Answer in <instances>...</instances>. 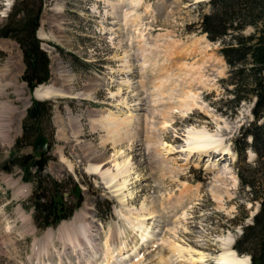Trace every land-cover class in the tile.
<instances>
[{
	"label": "rangeland",
	"instance_id": "1",
	"mask_svg": "<svg viewBox=\"0 0 264 264\" xmlns=\"http://www.w3.org/2000/svg\"><path fill=\"white\" fill-rule=\"evenodd\" d=\"M15 2L0 0V26ZM124 10H136L142 24L137 32L129 24L123 26ZM209 12V0H143L137 8L125 4L115 13L105 0H44L38 31L42 30L45 37H39V32L37 36L50 61V80L46 86L62 92L49 100H36L32 96L21 82L24 65L18 46L11 40L0 39V166L22 135V121L32 101L49 102L54 131L52 135L47 131L44 137L50 142L52 161L44 173L56 179L71 175L84 197L70 220L57 228L40 231L34 225L28 202L34 185L23 182L18 169L10 174L0 171V264H86L87 261L105 264L106 241L112 245V255L117 261L114 264H124L119 261L127 255V264H162L159 259H168L170 255L161 241L201 253L204 264H215L221 253V240L228 235L233 237V242L239 238L259 210L258 201L238 177L239 174L248 176L246 166L231 164L227 157L218 162L220 157L217 158L216 152L210 153L211 163L202 158L196 164L194 157L186 163L184 155L179 153L184 146L183 133L194 128L218 136L233 154L243 128L252 121L250 112L254 100L243 102L236 109L224 106L233 98L222 83L229 71L219 53L221 44L209 42L199 30L200 16ZM139 33L153 51L152 59L158 61L154 68L153 63L149 64L143 75L138 65ZM251 34V28L243 32L244 36ZM153 45L161 53L168 50L167 54H171H166L164 60L155 53ZM124 52L128 53L131 63L128 73H123L121 68ZM184 64L202 65L203 80L207 84L184 75ZM161 72L173 74L177 85L171 100L164 95L159 103L153 104L151 87ZM125 77L131 82L129 89L122 87ZM186 90L196 94V105L182 114L177 105ZM125 104L134 114L131 126L135 137L131 139L127 134L128 139L124 137L118 143L103 142L105 133L94 127V122L107 111L120 116ZM168 108L175 111L166 119L170 127L163 131L160 123L164 117L160 114ZM146 140L152 145H146ZM246 142L250 145L251 139ZM158 143L170 146L171 155H165ZM31 151L27 148L21 153ZM122 151L133 167L128 190L134 197L128 206L139 210L145 203L154 212V218L148 222L152 237L143 245L136 239L137 233L131 232L117 214L124 211L117 194L100 175L88 172L89 165L97 164L102 172L114 170L113 160L120 161L121 157L116 154ZM255 159L256 155L248 147L246 163L252 169V177H256L257 193H262L264 164L254 167ZM161 162L176 173L164 171ZM221 172L226 176L218 177ZM232 178L236 179L235 184ZM184 188L189 189L190 196L176 202L175 198ZM182 212L186 213L184 221ZM75 228L87 229L90 247L84 240L76 250L64 244L66 234L74 239ZM119 242H125L127 251L138 247L137 252L131 256L124 251L123 257L120 256L122 252L118 249L116 252ZM116 253H120L119 257ZM169 263L181 264L174 259Z\"/></svg>",
	"mask_w": 264,
	"mask_h": 264
},
{
	"label": "trees",
	"instance_id": "2",
	"mask_svg": "<svg viewBox=\"0 0 264 264\" xmlns=\"http://www.w3.org/2000/svg\"><path fill=\"white\" fill-rule=\"evenodd\" d=\"M44 0H16L10 14L0 26V39L13 41L19 48L24 65L21 76L29 92L50 80V61L41 49L36 33L40 26ZM210 12L200 16L199 30L211 43H220V55L229 75L222 83L232 101L225 102L236 109L243 102L252 103V121L243 128L234 149L237 163L247 168L248 176L238 175L242 186L249 188L259 211L252 224L243 228L233 250L250 258V264H264V191L257 193L256 177L246 163V149L250 147L256 159L254 167L264 164V0H209ZM251 28L253 34L244 36ZM231 87V90H227ZM51 104L32 101L22 121V135L16 140L7 161L0 171L10 174L21 172V180L34 185L28 200L37 230L56 228L68 221L83 201V191L71 175L56 179L45 174L52 157L48 154H22L32 148L39 136L52 135ZM251 139L250 145L246 142ZM256 168V169H257ZM255 171V169H254ZM104 217V216H103Z\"/></svg>",
	"mask_w": 264,
	"mask_h": 264
},
{
	"label": "bare ground",
	"instance_id": "3",
	"mask_svg": "<svg viewBox=\"0 0 264 264\" xmlns=\"http://www.w3.org/2000/svg\"><path fill=\"white\" fill-rule=\"evenodd\" d=\"M105 1L109 6L112 7L113 13H115L116 9L119 8L121 5L125 6V4H130V7L137 8L141 5L143 0H105ZM145 10H147V9H145ZM133 11L134 12H126L125 11L122 15V22H123L124 27H127L129 24L133 28V31L137 32L139 26L142 24H140V19L137 16V14H135L136 10H133ZM134 22H137V23H134ZM142 36L143 35L140 36V33L137 36L138 37V46H139V49L137 52H138V54L140 53L139 54V60H138L139 70L141 72L140 75H143L144 69H146L149 66V64L153 63V65H152L153 68L158 65V61L152 59L153 58V56H152L153 51L150 49L149 44L146 43L145 40L142 39L143 38ZM39 37H45V34L43 33L42 30H40V32H39ZM169 40H171V39H169ZM170 42H172V41H170ZM195 43L196 42H194V45H195ZM162 44H164V43H162ZM171 45H172V43H170V46ZM173 45H175V43ZM165 46H166V44H165ZM167 48H169V47H167ZM175 48H176V46H175ZM154 49H155V53L158 56L162 55L164 60L167 59V55L170 53L169 52L167 54L168 50L166 48H164V49H166L167 51H165L163 53H161L159 51V47H157V46L156 47L154 46ZM171 49L172 48H170V50ZM181 50H180V53H182V52L186 53L187 52L186 50L185 51L182 50V52H181ZM127 54H128L127 52H124L123 57L120 58V61L122 64L121 68H122L123 73H125V72L128 73L131 71V69H130L131 63L129 60V56ZM201 62H202V64L204 63L203 60H201ZM183 67L185 69L184 75H186L189 78H192L194 81L197 79L199 80V82H202V83L204 81V83H203L204 85L207 84V83H205V80H203L204 78L202 76V65L194 66V65L184 64ZM180 74H181V72H180ZM172 75L173 74H171L169 72H164V74L162 73V75H158L157 78L155 77V83L156 84L153 85V87H151V88H153V92H152L153 95L151 96L154 99L153 101H151L153 104L159 103L163 99L164 95H166L169 100L172 99L173 88H175L177 85L175 80L172 78L173 77ZM182 77H184V76H182ZM184 78H186V77H184ZM184 78H183V80H184ZM192 79H190V80L192 81ZM130 83L131 82L126 77L123 78V80L121 81V84L123 85L122 87H125L126 89H129ZM202 83H201V85H202ZM57 94H62L61 90L54 88V87L51 88V87L44 86V87H41L37 90L36 97H38L39 100L41 98L43 100H49V98L54 97ZM195 95L196 94L193 95L189 91L184 93L181 97L182 100H180V102L178 101L177 110L182 114H185L187 111H189V108L191 106L196 105V96ZM174 111H175L174 108H168L167 110H162L160 116L164 117V118H162L163 120L160 124H162L163 131H165L166 129H168L170 127L169 121L168 122H166V121L169 119V117L172 116ZM105 113H106L105 116H103L102 118H100L96 122H94V125H95L94 127L102 130L105 133V136L102 139L103 142L111 141V142H113V144H115V143L122 141L123 138L126 137L127 134L130 136L131 139L135 137V135H136L135 130L131 126L132 124H134L132 122L134 114H133V112L130 111L128 104L124 105L123 111L121 112V115H120L122 117L116 116L115 113H117V112L114 113L112 111H107ZM152 127H153V125H151V128ZM182 138L184 141V146L181 147L182 151H180L179 153L184 155L186 163H187L188 159H190L192 157L195 158L196 164H198L202 158H206V162L211 163L212 162V160L210 159V157H211L210 153L211 152H216L217 158L220 157L218 162L221 159H225V157L229 158V160L232 162L231 164H233L235 161L234 155L231 153V150L227 146L223 145V141H221L219 139V137L216 135L208 134L205 130H196L194 128H190L186 132L183 133ZM145 144L148 146L152 145V144H150L149 140H146ZM159 146L161 147L162 151L165 152V155H168V156L171 155L172 148L170 146H167L166 144H159L158 143V147ZM116 155L121 157V158H120V161H117L118 158H115L113 160L114 170L102 172V168L100 166H98V164H97V165H89L88 172L100 175L101 179L104 181V183L107 184L109 186V188L113 189V193L117 194L116 197L119 200V203L124 210V211H119L117 214L119 215L120 218H122L126 222V225L129 228V230H131V232L137 233L136 239L142 245L147 244L152 237L150 234L151 227L148 224V222L154 218L153 217L154 212L153 211L151 212L150 207L145 203L141 204L139 210L130 209V207L128 206V201H130L134 197V193L132 191L128 190V185L130 183V179H131V176L133 174L132 173L133 167L131 164V160L127 156H124L123 151L120 153H117ZM171 164H173V162H171ZM160 167L163 170L166 169L170 174L176 173V170H173L170 167L166 166L165 162H161ZM222 176L224 177V176H226V174L221 172V174L218 175V177H222ZM229 178H231V177H229ZM232 180H233V183L235 184L236 179L232 178ZM214 193H215L214 195H216L217 197L219 196V194H217L216 192H214ZM185 196L186 197L190 196V192H189L188 188H184L183 191L181 192V195L178 196L177 199L175 198L176 202L182 200ZM188 200H190V199H188ZM216 200H217V198H216ZM217 201H218V203H220L219 198ZM182 202H183V200H182ZM182 214H183V212H182ZM185 214L186 213L181 215L182 219L180 218L183 221L186 218ZM178 221H180V220H178ZM72 231L74 232L76 237L74 236V239H72V238H69V236H67V234H66V237L64 240V244L66 246H70L73 250L80 249L82 247V245L80 244L81 240H84V243L86 244V246H89V247L91 246V240L87 238V233H88L87 229L75 228ZM161 242L163 245H166L167 253L170 255V257L168 256V259H165L164 257H163L164 259H159L162 264H170L169 261H171L172 259L180 260L181 264L182 263L183 264H204L205 258L201 253H198V252L193 251L191 249L182 248L180 245H178L174 242H167V241H161ZM232 242H233V237L231 235H228L225 239L221 240V253L217 256V258L215 260V264H248V257H239L231 249ZM111 248H112V245H110V243H108V241H106L105 242V249L103 252V258L106 261V263L104 262L105 264L117 263V261L115 260V258L112 255V249ZM137 248L138 247L133 246V247H130L129 251H127L128 246L125 244V242H122V243L119 242L118 245L116 246V252L118 249L120 253L122 252V254L119 253L120 256L123 257L124 251H125L124 252L125 254L130 252V255L132 256L137 252ZM119 254H117L118 257H119ZM128 256L129 255H127L124 259L121 258L119 262L123 261L124 264H127V259L129 258ZM92 259L93 258L90 257V260H92ZM118 260H119V258H118ZM86 264H88V261L86 262Z\"/></svg>",
	"mask_w": 264,
	"mask_h": 264
},
{
	"label": "water",
	"instance_id": "4",
	"mask_svg": "<svg viewBox=\"0 0 264 264\" xmlns=\"http://www.w3.org/2000/svg\"><path fill=\"white\" fill-rule=\"evenodd\" d=\"M37 89L34 90L33 96L36 100H38V97H36ZM253 106V105H252ZM50 146H49V140L44 136H39L36 138L32 145V153L37 154H47L49 153ZM258 212V210H257ZM257 212L252 216V218L257 214ZM251 224V223H250ZM248 264H250V259L248 258Z\"/></svg>",
	"mask_w": 264,
	"mask_h": 264
}]
</instances>
